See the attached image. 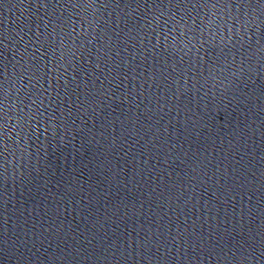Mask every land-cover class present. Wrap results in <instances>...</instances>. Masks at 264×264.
Listing matches in <instances>:
<instances>
[{
	"label": "clouds",
	"instance_id": "1",
	"mask_svg": "<svg viewBox=\"0 0 264 264\" xmlns=\"http://www.w3.org/2000/svg\"><path fill=\"white\" fill-rule=\"evenodd\" d=\"M85 19L87 18L85 17ZM4 94H5V104L3 106V109H0V114H3L4 116V122L3 124H0V129L3 130L2 132H0V135L3 136V139L0 140V144H2V146L4 147V151L6 153L11 152L15 156V154H17V149H19L20 153H24L27 150V137L25 135V132L20 131V129L23 128L24 120H27L29 118L30 113L25 111L23 113L24 119L22 120L20 109L17 103L15 107V113H14L16 116L15 128H13L11 126L12 120L9 118L8 113L12 111L14 105L13 103L8 102V97L10 95V92L6 90ZM32 103L34 105L32 108V111L34 112L36 111V108L39 107V105L37 104L35 100H33ZM44 127H45V130H47L49 127V122L47 118L44 119ZM51 127L54 130L55 124H52ZM13 134H15L16 137L24 136L25 142L21 144L19 139H13ZM9 141H12V143H9Z\"/></svg>",
	"mask_w": 264,
	"mask_h": 264
}]
</instances>
